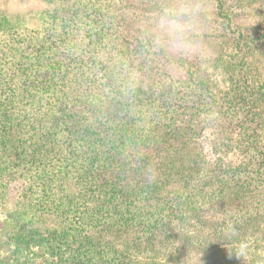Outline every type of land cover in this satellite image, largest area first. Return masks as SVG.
Returning <instances> with one entry per match:
<instances>
[{"label": "trees", "instance_id": "obj_1", "mask_svg": "<svg viewBox=\"0 0 264 264\" xmlns=\"http://www.w3.org/2000/svg\"><path fill=\"white\" fill-rule=\"evenodd\" d=\"M54 2L42 32L28 33L25 21L0 12V35L6 44L0 53L8 49L0 55L2 197L10 180L21 178L28 184L25 199L9 216L15 223L4 247L13 248L0 264H159L164 252L154 247V235L161 237V247L170 250L166 262H176L180 231L173 230L169 221L150 222L140 205L132 209L138 192L129 187L128 170L132 164L136 170L145 169L155 158L164 173L172 174L165 180L183 173V166L193 176L199 147L190 143L187 133L174 131L170 120L181 107L206 103L210 109L216 101L222 102L219 107L224 112L217 123L225 137L220 147L236 146L245 160L238 167L211 171L212 176L226 173L230 178L220 184L223 201L243 213L226 236L236 239L233 230L259 226L260 217L248 216L242 199L246 183L264 182L259 163L264 161V151L258 140L262 120L255 112L260 98L241 84L248 80L242 68L228 76L231 93L223 96L210 93L206 97L203 86L174 91L168 76L159 92H151L139 84L143 67L151 69V52L140 39L118 42L114 38L123 24L120 12L110 11L112 4ZM221 5L218 1L219 9ZM242 38L239 33L236 56L242 57L238 64L246 55L239 47ZM149 99L158 102L164 119L157 122L161 129L153 137L142 133ZM232 128L238 130L236 140L228 131ZM246 165H251L247 172ZM245 173L249 180H242ZM190 206L184 211L193 209ZM197 215L189 211L184 216ZM48 222L50 227L45 226ZM134 227L138 237L128 244L126 232ZM196 237L191 235L187 245L201 242ZM235 255L228 251L209 264H230Z\"/></svg>", "mask_w": 264, "mask_h": 264}, {"label": "rangeland", "instance_id": "obj_2", "mask_svg": "<svg viewBox=\"0 0 264 264\" xmlns=\"http://www.w3.org/2000/svg\"><path fill=\"white\" fill-rule=\"evenodd\" d=\"M54 1L0 0V12L25 21L28 33H36V30L42 32L46 26V12H50L49 8L54 5ZM98 1L112 4L110 11L121 14L123 25L119 33L114 35L118 42L140 39L145 50L151 52L148 57L151 69L143 67L144 75L139 78V84L151 88V92H159L168 76L174 81L173 90L188 92L193 87L203 86L206 97L210 93L215 97L223 96L229 91L231 93L228 76L236 74L242 68V74L248 80L244 84L241 81V84L247 85L246 90L260 98L255 112L262 120L258 140L264 151V0ZM218 1L222 3L220 9ZM239 33L243 34L239 47H243L246 55L238 64L242 57L240 55L238 60V55L236 56ZM5 46L0 35V51ZM7 50L6 48L4 52ZM232 64L237 67H232ZM134 65L142 64L135 62ZM146 103V124L143 126L142 123V133L143 136L153 137L157 129H161L157 127V122L164 119H161V111L157 109L158 102L149 99ZM221 103L216 101V106L210 109L206 103L191 109L181 107L175 109L178 114L170 120V127L174 131L179 134L187 133L190 135V143L199 147L200 158L193 176H190L188 167L183 166V173L173 174L165 180L167 175L172 174L168 171L167 174L164 173L158 166L160 162L155 158L149 163L152 165H147L145 169L136 170L137 167L132 164L128 170L131 179L129 187L138 192L136 197L132 191L136 198L132 209L140 205L150 222L156 220L164 224L169 221L173 230L180 231L181 240L177 241L179 245H175L178 257L174 263L166 262V255L170 250L161 247L160 236H153L154 247L164 252L158 258L159 264H209L228 251L234 252L237 257L230 264H264L263 180L259 179V182L252 185L246 183L245 198L242 199L243 206L247 205L249 210L248 216L257 213L260 217L259 226L243 231L233 230L232 236L236 239L226 236L230 228L243 218V213L223 201L225 196L220 184L228 178L226 173H223L225 176L217 177L212 176L211 171L238 167L245 160L236 146L229 150L220 147L221 139L225 138L217 127L218 121H221L219 116L224 114L219 107ZM176 106L178 107L177 104ZM165 130L166 133L169 132V129ZM228 131L235 140L238 138L236 128ZM161 132L162 130L159 133ZM136 154V151L132 154L133 161L136 160ZM259 163L260 170L264 172V161ZM243 169L249 171L251 165L243 166ZM245 178L246 173L242 180L250 179ZM227 180L230 181V178ZM27 192L28 184L21 178L10 180L5 197H2L0 189V260L7 259L13 248L4 247L5 237L15 223V220H9L12 218L9 216L20 206ZM191 204L193 209H190ZM186 206L190 207L184 211ZM176 207L178 212L168 216ZM189 211L198 214L197 217H185ZM45 226L50 227L51 222ZM138 234L136 227L126 232L128 244ZM191 235L197 236L195 239L199 238L201 242L187 245ZM202 242L206 244L203 245ZM138 259H141L140 256Z\"/></svg>", "mask_w": 264, "mask_h": 264}]
</instances>
